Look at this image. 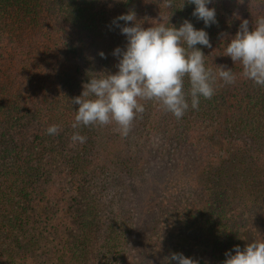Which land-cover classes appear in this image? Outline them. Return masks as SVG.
Returning a JSON list of instances; mask_svg holds the SVG:
<instances>
[{"label": "trees", "instance_id": "trees-1", "mask_svg": "<svg viewBox=\"0 0 264 264\" xmlns=\"http://www.w3.org/2000/svg\"><path fill=\"white\" fill-rule=\"evenodd\" d=\"M172 4L0 0V264H176L172 253L223 264L235 246L264 239L237 221L259 214L264 229V87L224 55L243 19L251 29L264 16V0H212L210 27L194 4ZM129 12L145 28L187 19L204 29L212 47H196L206 67L230 68L236 82L217 78L214 96L179 120L142 100L127 136L115 122L74 129L83 84L118 71L113 53L127 38L125 21H113ZM53 124L59 132L49 135ZM137 179L146 188L139 202Z\"/></svg>", "mask_w": 264, "mask_h": 264}, {"label": "clouds", "instance_id": "clouds-1", "mask_svg": "<svg viewBox=\"0 0 264 264\" xmlns=\"http://www.w3.org/2000/svg\"><path fill=\"white\" fill-rule=\"evenodd\" d=\"M187 3L195 5L192 15L206 26L217 23L215 8L208 7L212 0H187ZM172 6V0H165V7ZM120 20L125 21L121 32L127 44L114 50L118 71L97 72L103 74L90 75V80L83 84L82 94L72 99L73 104L79 105L72 124L74 129L115 122L120 134L127 136L137 115L145 111L142 100L159 102L179 120L189 107L198 109L201 97L214 96L217 78L226 84L236 82L232 69L220 66L218 73H214L206 67L205 55L196 46L211 48L209 34L196 29L189 20L185 19L179 27L159 23L148 28L136 22L133 12L122 14L113 22L120 26ZM99 55L105 57L103 51ZM224 55L230 56L235 64L239 62L245 79L264 87V16L256 18L251 29L249 20L243 19L235 36L226 44ZM185 77L190 84L188 92L184 90ZM46 131L56 135L59 128L53 124ZM72 140L83 143L86 137L76 132ZM225 256L223 264H264V239H253L244 248L237 245ZM167 260L197 264L183 253H172Z\"/></svg>", "mask_w": 264, "mask_h": 264}, {"label": "rangeland", "instance_id": "rangeland-1", "mask_svg": "<svg viewBox=\"0 0 264 264\" xmlns=\"http://www.w3.org/2000/svg\"><path fill=\"white\" fill-rule=\"evenodd\" d=\"M245 139V138H244ZM246 140V139H245ZM252 147V146H251ZM253 148H257V146H254ZM264 151V150H263ZM175 153V152H174ZM173 153V154H174ZM173 154H171V155H173ZM140 177H144V176H141V175H139ZM127 177H132V176H125V178H124V180H126V181H129L128 179L129 178H127ZM172 177H178V176H172ZM179 177H184V176H179ZM139 179H141V178H139ZM139 179H137V181H136V183H137V185H135V187L137 188V190L140 192L139 194H140V196L138 197V202H139V199L140 198H142L143 196H144V192L146 191L145 189V187H144V185L140 182V180ZM133 180V178L132 179H130V181H132ZM135 183V184H136ZM117 189L119 190V189H121L119 186H117ZM145 198V196L143 197V199ZM243 213V212H242ZM249 214H251V213H247V212H245V214H244V218L243 219H241L240 217H238L237 218V221H238V223H239V229L240 230H242L243 232L245 231V232H247L248 231V229H249V227H247V226H245L246 224H249L251 227V231L252 232H249L248 231V235H250V237H256V235H258V234H260V233H263V235H264V229H262L263 231H257L256 230V226H255V221L256 220H258L259 219V214H254V215H249ZM227 217H228V219H226L225 221H229L230 223V225H232L233 224V221H232V215L231 214H228L227 215ZM261 225H263V223H261ZM238 230V228L237 227H235L234 228V231H237Z\"/></svg>", "mask_w": 264, "mask_h": 264}]
</instances>
